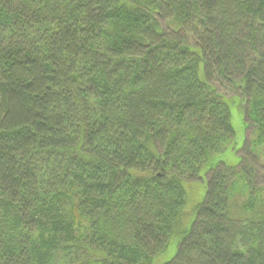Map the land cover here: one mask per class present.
<instances>
[{
	"label": "trees",
	"instance_id": "obj_1",
	"mask_svg": "<svg viewBox=\"0 0 264 264\" xmlns=\"http://www.w3.org/2000/svg\"><path fill=\"white\" fill-rule=\"evenodd\" d=\"M214 80L242 95L237 165ZM173 238L165 264H264V0H0V264H154Z\"/></svg>",
	"mask_w": 264,
	"mask_h": 264
},
{
	"label": "rangeland",
	"instance_id": "obj_2",
	"mask_svg": "<svg viewBox=\"0 0 264 264\" xmlns=\"http://www.w3.org/2000/svg\"><path fill=\"white\" fill-rule=\"evenodd\" d=\"M163 26L166 29V25L163 22ZM217 90L227 98L228 104L231 109V119L232 124L235 130V148L236 149H225L223 152L215 154L213 156V162L217 164L220 161L226 162L228 165H237L240 162V153L239 149L244 144L246 137V130L244 127V120L242 114V95L241 92L237 89H234L231 86L223 85L219 81L214 80L211 82ZM187 197L189 199L188 203L184 208L185 213V227L189 229L196 215V207L201 203L207 193V183L203 180H195L191 183L186 184ZM178 238H173L169 243L168 247L154 257V264H165L167 261L171 260L176 254L178 248Z\"/></svg>",
	"mask_w": 264,
	"mask_h": 264
}]
</instances>
